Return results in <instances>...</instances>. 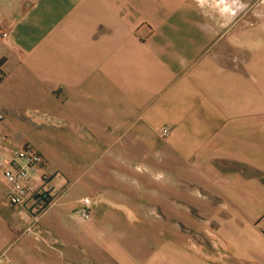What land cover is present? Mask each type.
Instances as JSON below:
<instances>
[{
  "label": "crops",
  "instance_id": "crops-1",
  "mask_svg": "<svg viewBox=\"0 0 264 264\" xmlns=\"http://www.w3.org/2000/svg\"><path fill=\"white\" fill-rule=\"evenodd\" d=\"M216 1L0 0V156L54 124L38 264H264V19Z\"/></svg>",
  "mask_w": 264,
  "mask_h": 264
},
{
  "label": "rangeland",
  "instance_id": "rangeland-1",
  "mask_svg": "<svg viewBox=\"0 0 264 264\" xmlns=\"http://www.w3.org/2000/svg\"><path fill=\"white\" fill-rule=\"evenodd\" d=\"M232 1L234 2V0ZM222 2L223 1L221 0L216 1L217 4H221ZM235 5L240 6L238 11L239 15L236 17L240 21L244 20L250 23L257 19H264V0H239V3L237 4L235 3ZM45 132L47 133L48 136L47 138L45 137ZM53 132H54L53 122L43 121L36 125H32V129L30 131L31 139L27 140L26 143H32L36 147H39V145H41L47 147L48 149H52L54 148V145L53 147H50L51 138H49V136H52ZM161 140L165 141V139H161ZM0 184L4 188V184L1 179H0ZM99 198L101 197L99 196ZM26 204L21 208H14L11 205H9V203L7 202L6 195L2 196V200H0V255L6 254L5 256L9 257L12 261L15 262H19V260L22 259L24 264H32V260H34L33 263L38 264L39 259L38 258L34 259L33 257H31L29 248L38 250V248L46 247L47 249L53 252L56 251L51 247V245L42 241V239H45L43 238V236H39L27 230V228L32 226L31 225L32 218L30 215V208H29V206H31V202ZM54 211H56L55 208L51 210L50 214L53 215ZM24 212H27L26 213L27 215ZM161 222H165V221H161ZM38 227L39 229L45 228L44 219L43 221L42 220L38 221L37 225L35 224V226H33V229L36 230ZM179 229L185 233L184 238L181 241L182 246L186 250L202 256L204 259L205 258L209 259L208 258L209 255L213 252L218 251V248H220L219 240L213 232H211L210 234H206L205 232L200 233L198 231L191 229L183 231L184 228L181 225H179ZM47 232H49V234L54 236L50 230ZM45 234L49 238L51 237L47 233ZM165 239L166 237H159V241L165 242ZM58 241L60 242L59 239ZM67 241L69 242L68 244L76 243L78 246L84 243L85 244H88V242L90 243L89 238L83 235L81 236L77 235V237H73V236L68 237L66 238V242ZM190 244H194L195 246L198 247V249L192 247ZM103 247L104 245H101V248ZM83 258L89 259L84 256ZM91 260L95 262H88V261L82 262L80 260L76 264H86V263L107 264V262L104 261L103 258H92ZM110 264H117V262H111ZM152 264H157V263L156 261L155 262L153 261Z\"/></svg>",
  "mask_w": 264,
  "mask_h": 264
},
{
  "label": "built area",
  "instance_id": "built-area-1",
  "mask_svg": "<svg viewBox=\"0 0 264 264\" xmlns=\"http://www.w3.org/2000/svg\"><path fill=\"white\" fill-rule=\"evenodd\" d=\"M8 37V30L0 23V39ZM3 73L0 69V79ZM3 113L0 110V119ZM169 129L163 127L159 137L166 139ZM52 174L47 170L46 158L31 144H22L13 149L8 157L0 156V177L7 187L6 199L14 208H21L31 202L30 215L32 228H27L31 233L43 235L39 227L34 230L42 213L50 207L54 200L47 188ZM100 201L98 195L85 196L79 200L75 213L82 218H89L94 206ZM261 231L264 233V215L261 218ZM6 255V254H5ZM0 255V264H15L9 257Z\"/></svg>",
  "mask_w": 264,
  "mask_h": 264
},
{
  "label": "bare ground",
  "instance_id": "bare-ground-1",
  "mask_svg": "<svg viewBox=\"0 0 264 264\" xmlns=\"http://www.w3.org/2000/svg\"><path fill=\"white\" fill-rule=\"evenodd\" d=\"M221 1L224 2V1H226V0H221ZM234 2L237 4V3H239V0H234ZM235 3H234V4H235Z\"/></svg>",
  "mask_w": 264,
  "mask_h": 264
}]
</instances>
